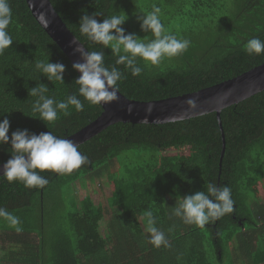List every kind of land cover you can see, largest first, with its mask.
Returning a JSON list of instances; mask_svg holds the SVG:
<instances>
[{"label": "trees", "instance_id": "obj_1", "mask_svg": "<svg viewBox=\"0 0 264 264\" xmlns=\"http://www.w3.org/2000/svg\"><path fill=\"white\" fill-rule=\"evenodd\" d=\"M50 2L87 51H103L105 65L122 72L118 92L129 100L195 93L264 63V53L245 51L251 38L264 41V0ZM9 4L12 22L7 31L13 43L0 54V120H9V137L27 129L68 139L94 122L103 108L79 96V75L26 0ZM153 4L162 9L168 32L191 43L182 55L165 57L158 66L137 57L139 76L117 65L110 48L79 31L83 15L99 12L95 18L102 22L123 11L128 17L122 25L125 33L149 41L154 36L141 31L137 16L151 11ZM48 59L65 65L64 84L35 69L37 61ZM40 84L49 90L46 96L58 101L76 94L84 110L70 106V114L58 113L52 125L41 121L32 112L36 98L28 95ZM77 145L88 163L64 175L37 169L49 180L42 189L0 176V207L22 222V231L16 232L0 219V264H264V90L223 109L220 122L216 113L165 124L119 122ZM10 147V140L0 145V168L11 157ZM209 182L231 188L232 214L204 228L172 216L179 197L204 191ZM104 189L110 190L106 205L94 203L92 195ZM147 210L171 247L148 242Z\"/></svg>", "mask_w": 264, "mask_h": 264}, {"label": "clouds", "instance_id": "obj_2", "mask_svg": "<svg viewBox=\"0 0 264 264\" xmlns=\"http://www.w3.org/2000/svg\"><path fill=\"white\" fill-rule=\"evenodd\" d=\"M137 16L142 32H151L154 39L145 41L139 39L135 33L126 34L122 25L128 19L122 11L97 22L94 12L91 15H83L79 21V31L93 43L100 44L103 48H110L111 53L117 57L116 64L124 65L133 76H139L142 68L137 65V57L158 66L165 57L172 58L182 55L190 47V41L177 38L171 34L161 22L162 9L153 4L151 11ZM43 15V14H41ZM12 22V10L9 0H0V54L9 48L13 39L7 31ZM81 61L72 65L73 69L80 73L75 80L78 94L93 105L107 104L116 100L118 82L123 74L115 66L108 67L104 63L103 51H87L76 46ZM245 51L249 54L259 55L264 53V41L258 37L251 38L245 45ZM35 69L47 77L49 81H58L64 84L63 73L65 65L59 62L37 61ZM49 90L43 84L28 90V95L36 99L32 103L33 114L38 113L40 120L52 125L58 118V113L69 115L70 106H74L77 112L84 110V104L76 94L68 95L65 100H56L46 96ZM186 103L195 107V100L189 99ZM10 122L5 117L0 120V145H11V157L3 164V174L0 175L9 183L19 181L27 188H44L49 180L39 174L50 170L64 175L71 174L74 170L88 163V157L78 150L71 139L61 138L50 131L39 134L30 133L27 129L13 131L9 137ZM190 182V181H189ZM204 191L179 197L176 205L171 208L172 216L179 217L185 224L204 228L206 224L220 220L225 215L235 211L231 188L217 187L209 182ZM146 222V232L150 234L148 242L159 248L171 247L165 233L155 226L156 221L151 210L143 213ZM0 219L14 228L16 232L22 231L20 218L0 207Z\"/></svg>", "mask_w": 264, "mask_h": 264}, {"label": "water", "instance_id": "obj_3", "mask_svg": "<svg viewBox=\"0 0 264 264\" xmlns=\"http://www.w3.org/2000/svg\"><path fill=\"white\" fill-rule=\"evenodd\" d=\"M26 3L33 17L67 57L71 65L82 62L75 48L78 45L82 49H86L63 23L50 0H26ZM77 74L80 75L79 72ZM262 90H264V63L234 79L218 85L195 93L159 101H133L125 98L118 92L116 100L107 104H100L103 112L94 122L68 139H71L73 142H82L108 126L119 122L165 124L209 113H216L218 122H220V113L223 109L237 104ZM189 99L195 100V107H191L186 103ZM224 146L223 142V152ZM223 152L221 155H223ZM0 170H3V166Z\"/></svg>", "mask_w": 264, "mask_h": 264}, {"label": "rangeland", "instance_id": "obj_4", "mask_svg": "<svg viewBox=\"0 0 264 264\" xmlns=\"http://www.w3.org/2000/svg\"><path fill=\"white\" fill-rule=\"evenodd\" d=\"M109 192H110L109 189H104L102 194H96V193L93 194L92 195L93 202L96 204H101L102 206H105L106 205L105 200H106V197L109 195ZM103 228H102V233L104 234L105 231L103 230Z\"/></svg>", "mask_w": 264, "mask_h": 264}, {"label": "bare ground", "instance_id": "obj_5", "mask_svg": "<svg viewBox=\"0 0 264 264\" xmlns=\"http://www.w3.org/2000/svg\"><path fill=\"white\" fill-rule=\"evenodd\" d=\"M218 85V84H217ZM215 86V85H214ZM101 106V105H100ZM102 114V113H101ZM80 132V131H79ZM76 143V142H75ZM77 144V143H76Z\"/></svg>", "mask_w": 264, "mask_h": 264}]
</instances>
